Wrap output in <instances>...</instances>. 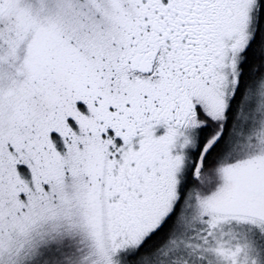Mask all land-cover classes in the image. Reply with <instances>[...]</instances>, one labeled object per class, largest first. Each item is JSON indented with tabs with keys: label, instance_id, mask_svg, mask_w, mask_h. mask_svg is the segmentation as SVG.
<instances>
[{
	"label": "snow or ice",
	"instance_id": "obj_1",
	"mask_svg": "<svg viewBox=\"0 0 264 264\" xmlns=\"http://www.w3.org/2000/svg\"><path fill=\"white\" fill-rule=\"evenodd\" d=\"M0 264H264V0H0Z\"/></svg>",
	"mask_w": 264,
	"mask_h": 264
}]
</instances>
